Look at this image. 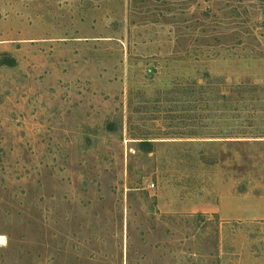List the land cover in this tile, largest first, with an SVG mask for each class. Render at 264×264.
Masks as SVG:
<instances>
[{"label": "rangeland", "instance_id": "rangeland-1", "mask_svg": "<svg viewBox=\"0 0 264 264\" xmlns=\"http://www.w3.org/2000/svg\"><path fill=\"white\" fill-rule=\"evenodd\" d=\"M0 236V264H264V0H0Z\"/></svg>", "mask_w": 264, "mask_h": 264}, {"label": "trees", "instance_id": "trees-1", "mask_svg": "<svg viewBox=\"0 0 264 264\" xmlns=\"http://www.w3.org/2000/svg\"><path fill=\"white\" fill-rule=\"evenodd\" d=\"M205 16H207V15H205ZM204 18H206V17H204ZM4 62H6L8 65H12L14 60L12 58L11 59L7 58L6 61H4ZM203 75H207L208 76V73L205 72V73H203ZM198 90L201 93L205 92L202 86H198ZM141 143L145 144V143H149V142L148 141H142Z\"/></svg>", "mask_w": 264, "mask_h": 264}, {"label": "bare ground", "instance_id": "bare-ground-1", "mask_svg": "<svg viewBox=\"0 0 264 264\" xmlns=\"http://www.w3.org/2000/svg\"><path fill=\"white\" fill-rule=\"evenodd\" d=\"M1 239H2V237L0 236V242H1Z\"/></svg>", "mask_w": 264, "mask_h": 264}]
</instances>
